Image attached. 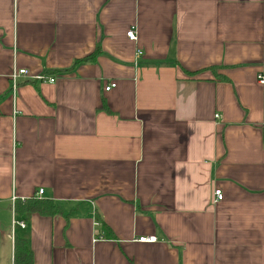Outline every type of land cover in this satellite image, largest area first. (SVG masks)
<instances>
[{"label": "crops", "instance_id": "1", "mask_svg": "<svg viewBox=\"0 0 264 264\" xmlns=\"http://www.w3.org/2000/svg\"><path fill=\"white\" fill-rule=\"evenodd\" d=\"M263 66L264 0H0V264H264Z\"/></svg>", "mask_w": 264, "mask_h": 264}, {"label": "trees", "instance_id": "2", "mask_svg": "<svg viewBox=\"0 0 264 264\" xmlns=\"http://www.w3.org/2000/svg\"><path fill=\"white\" fill-rule=\"evenodd\" d=\"M98 53L99 50L96 49V51H94V53H92L88 57L80 61H76V64L92 62L94 61ZM19 210H22L23 213H37L41 216H54L56 214L62 213V211L57 208L51 201H41L37 198H35L34 200L26 201L22 206H16V211L18 212ZM101 229L102 231H104L103 228ZM14 263L32 264L31 252L28 250L27 246L24 243L22 244V241H17L15 243Z\"/></svg>", "mask_w": 264, "mask_h": 264}, {"label": "built area", "instance_id": "3", "mask_svg": "<svg viewBox=\"0 0 264 264\" xmlns=\"http://www.w3.org/2000/svg\"><path fill=\"white\" fill-rule=\"evenodd\" d=\"M125 37L127 38V40L129 42H135L136 41V33L134 31V29H130L129 31L126 32L125 34ZM142 53L140 51H137L136 52V56H141ZM26 71L25 70H20V71H17L16 73H14L12 75V84L13 86L16 84V80L19 78V77H23V76H26ZM35 81L37 82H48L50 84L54 83L55 80L53 78H46L44 76H38V77H35L34 78ZM256 80H257V83L260 84V85H264V66L260 69V72L257 74V77H256ZM116 87V84L114 83H109L106 87H105V92H109L111 91L112 89H114ZM215 118H219L218 115H215ZM43 195V191L39 190L37 193H36V197L38 198H41ZM213 196H214V204H218V203H221L223 198H222V194H221V191L219 190H215L214 193H213ZM19 227L21 228H24V225L22 223H19L18 224ZM155 238L154 237H145V238H139L138 239V242L139 243H147V244H152V243H155Z\"/></svg>", "mask_w": 264, "mask_h": 264}]
</instances>
